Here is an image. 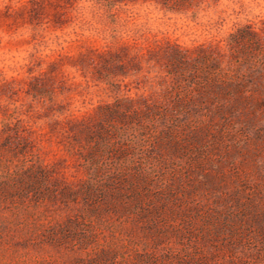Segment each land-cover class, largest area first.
I'll return each mask as SVG.
<instances>
[{"label": "rangeland", "instance_id": "374dc122", "mask_svg": "<svg viewBox=\"0 0 264 264\" xmlns=\"http://www.w3.org/2000/svg\"><path fill=\"white\" fill-rule=\"evenodd\" d=\"M0 264H264V0H0Z\"/></svg>", "mask_w": 264, "mask_h": 264}]
</instances>
